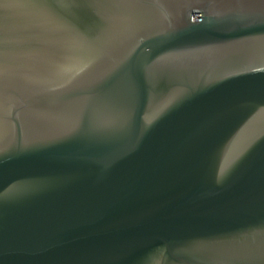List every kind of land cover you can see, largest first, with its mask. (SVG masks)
<instances>
[{"label": "water", "instance_id": "1", "mask_svg": "<svg viewBox=\"0 0 264 264\" xmlns=\"http://www.w3.org/2000/svg\"><path fill=\"white\" fill-rule=\"evenodd\" d=\"M0 264H264V0H0Z\"/></svg>", "mask_w": 264, "mask_h": 264}]
</instances>
